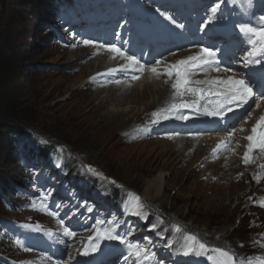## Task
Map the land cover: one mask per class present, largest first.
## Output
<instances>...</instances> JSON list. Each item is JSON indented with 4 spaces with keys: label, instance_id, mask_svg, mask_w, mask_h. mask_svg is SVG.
<instances>
[{
    "label": "rangeland",
    "instance_id": "rangeland-1",
    "mask_svg": "<svg viewBox=\"0 0 264 264\" xmlns=\"http://www.w3.org/2000/svg\"><path fill=\"white\" fill-rule=\"evenodd\" d=\"M52 1L55 4L47 6L46 0H0V55H18L11 58L14 62L7 65L8 69H2L0 75L10 77V82L2 85L0 97L1 252L6 251L16 258H32L33 255L45 258L32 255L31 250L26 254L16 250L14 244L31 239L29 232L22 234L24 226L19 225L21 222L30 226L43 223L47 229L59 234H63L64 227L72 231L77 228L80 233L79 243L83 249L89 245L90 237L93 238L92 244H95L96 230L103 227L77 226L73 212L82 214L81 216L89 215L98 225L100 222L106 223L110 216L115 222L127 218L129 230L126 234H119L126 243L115 247L121 264H137L130 255L128 244L147 248L149 255L152 254L148 258L150 264H166L158 257L154 258L158 252L157 246H160L159 249L164 246L160 242L164 241L165 236L158 231L162 230L160 224L165 222L172 224L175 243L183 242L178 249L180 251L189 243L187 237L191 235L199 237H196L199 242L206 240L213 243L229 255L234 251L231 248L234 244L243 246L246 250H255L257 254L254 257L264 252L257 245L258 238L264 240V211L261 202L257 203L256 209L243 211L250 202L249 197L256 198V190L258 196L264 195V176L259 182H249V185L239 178L237 182L240 184H236L233 175L225 173L226 168L224 170L206 164V157L199 161L198 167L196 163L199 157H194L188 150L182 156V151H176L174 145H165L168 141L174 144L175 141L171 143L173 137L140 141L137 136H131L132 128L142 138L143 129L154 128L163 123L161 118L158 123H154L153 113H161L168 91L160 98L158 107L130 123L132 115L143 111L157 100V96L144 104L135 105L131 103L130 96L122 93L121 88L101 86L98 89L100 84L109 85V81L116 85V81L120 83L124 76L118 75L105 78L106 80L91 79L98 70L99 63L103 62L101 58L106 48H100L101 56L95 60L98 55L91 51L96 47L94 44L81 43L78 50H71L61 49L54 43L53 33L45 31L44 27L42 29V20L56 6H59V10L64 7L56 5V0ZM95 1L99 3L98 0ZM144 2L154 6L157 0ZM107 3L112 12H119L117 9L122 8L121 0H108ZM84 4L89 6V0H79L77 3L78 7ZM94 5L93 2L91 6ZM116 69L118 71L120 68ZM134 71L131 70L125 80L133 81V76L137 74L142 76ZM152 81L156 80L148 83L151 84ZM135 88L129 89L128 93ZM131 108L134 112L130 116H126L124 112L123 115L117 113ZM2 118H7L11 123L9 125L13 127L23 128L21 131L26 132L24 134L28 135L35 146L30 147L28 142L18 144L13 149L9 135L2 131L7 125ZM244 132L247 134L248 131ZM44 147L49 150L56 148L50 154L53 156L51 161L43 157L41 151ZM164 149L171 152H164ZM60 155L65 156L66 160H75L77 164L74 165L80 167L79 176L64 180L67 184H63L61 188L58 183L63 179L55 168L60 163L63 166L59 160ZM89 168L93 171L90 172ZM211 172L213 174L210 177ZM234 174L241 176L238 172ZM87 176L96 177L93 181L100 185L91 190ZM158 180L163 184L159 195L152 188L153 182ZM41 181L46 182L43 189ZM78 182L81 188L76 185ZM260 183L263 184L259 186ZM70 188L74 193H68L67 189ZM112 188L116 194L113 199L118 204H122L128 194L132 195L128 197V210L125 213L122 212L121 205L118 207L110 201V197L106 198L107 191ZM84 192H88V195L83 194ZM125 193H128L127 197L124 196ZM136 196L143 205V218L132 214L134 207L130 206V202ZM49 198L61 199L60 202L70 200V205L79 209L72 210ZM92 200L94 206L98 205L102 212L91 210L88 205ZM48 204L51 205L50 208L47 207ZM20 205L23 207L20 208ZM142 221L146 222L142 224ZM152 224L156 225L154 230ZM177 226L181 228L179 233L175 231ZM5 229L16 232L10 241L3 235ZM36 240L37 238L33 243ZM109 242L100 241L98 248L110 246ZM159 253L169 257L168 251Z\"/></svg>",
    "mask_w": 264,
    "mask_h": 264
},
{
    "label": "snow or ice",
    "instance_id": "snow-or-ice-1",
    "mask_svg": "<svg viewBox=\"0 0 264 264\" xmlns=\"http://www.w3.org/2000/svg\"><path fill=\"white\" fill-rule=\"evenodd\" d=\"M221 4L216 3L211 7L210 12L211 16L208 17L207 22L203 25L204 28L208 24L213 23V20L216 17L218 10L220 9ZM163 15V13H162ZM168 20H171V17H165ZM264 20V17H261ZM182 27V25H178ZM239 32L247 38L248 42L252 45V50L248 51L247 56L244 57L245 66L259 64L260 60L254 59L256 48L259 46L261 53H264V25L262 26H252L251 24H240L238 25ZM85 45H92L93 42L85 40L83 42ZM99 48H106L107 51L114 54L113 58L117 56L128 62L127 67L133 68L135 71L143 73L146 69L144 65L140 64V61L137 60L134 56L128 55L121 48L116 45H98ZM161 61L156 62V66L149 69L154 75L159 76L161 74L166 75L169 79L174 78L172 83V89L174 91L175 97H182L185 94L191 93L192 95L198 97L199 99H205L208 95H214L221 97V102L216 104L215 109L208 110L204 109V114L209 116H219L223 118L225 112H231L235 108H240L243 105L248 104L249 100L255 95L253 92V87L249 81H246L242 78H235V76L227 77L225 79H206V80H194L192 77L199 72H216V73H228L232 71L229 67H221L220 61L216 57V53L209 48H201L199 54L189 56L186 59L180 60L175 64L168 65L166 70L161 73L159 71V65ZM117 72L116 68L108 70V73H101L100 75H111ZM95 79V78H94ZM134 80L140 79V76H133ZM119 83V81H116ZM200 85H207V88L199 87ZM260 98L264 99V93L260 94ZM254 107L259 108L260 104L254 101ZM181 108H193L200 110L198 102L194 103H173L170 106V109L164 110L163 119L171 118L170 114L178 112ZM251 116V108L245 112V116L242 117L243 120H247ZM154 123H158L161 117V113H153ZM186 119L187 117H179ZM251 135L247 136L248 148L244 154L243 160L247 165L254 161L253 153L259 150L260 153H264V116L260 117L257 124L251 129ZM225 146L222 142L221 145L217 146V150L220 147ZM216 151V150H214ZM264 169V164L260 165ZM90 172L93 171L91 168L88 169ZM255 179L259 182L261 179L260 176H255ZM112 183H115L113 181ZM264 206V203L261 204ZM43 207V206H42ZM133 215L143 218L142 208L143 205L140 202L138 196L134 197L133 201ZM46 210V209H43ZM153 230L156 225L153 224ZM176 232H181V228L177 226L175 228ZM51 235V234H49ZM63 235L69 238H75L76 233L68 227H64ZM92 239L89 238V245L85 247L84 251L81 253L84 256L89 255L92 252H95L99 243L102 240L107 241H119L121 244H125L126 241L124 237L115 233L110 229H97L96 230V243L92 244ZM187 241L189 242L186 245L185 250L182 252V255L189 256L192 254L203 255L208 251L206 244L199 242L195 236H188ZM19 243V242H17ZM130 250V255L133 256L137 264H142V262L149 258V252L147 248H142L138 244H128ZM212 251L218 252L220 257L226 258L225 260L218 261L217 264H234V258L230 256L227 252L220 249H212ZM154 255V254H153ZM212 259V257H209Z\"/></svg>",
    "mask_w": 264,
    "mask_h": 264
},
{
    "label": "bare ground",
    "instance_id": "bare-ground-1",
    "mask_svg": "<svg viewBox=\"0 0 264 264\" xmlns=\"http://www.w3.org/2000/svg\"><path fill=\"white\" fill-rule=\"evenodd\" d=\"M243 17V15L241 16V18ZM228 26H231L230 24H227ZM142 32L145 33V29H142ZM246 40V39H245ZM92 49V48H91ZM103 49V48H101ZM92 51H95L94 49H92ZM95 54V52H93ZM260 53V50H259V47L256 49V53L255 54H259ZM96 54L98 55L97 57H95V60L99 59L100 56H101V53L99 52H96ZM104 55H106V57H104ZM102 58L101 60H103V62H100L99 65L97 66L98 70L96 71V73H93V78H97V79H105V78H110V77H115V76H118V75H123L124 77H127L129 75V72H123L121 70H127V71H131L133 70V68H130V67H127L128 65V62L123 60L122 58L120 57H116V58H113L114 54L109 52V51H105L103 54H102ZM136 58V57H135ZM187 58V57H186ZM184 58V59H186ZM137 59V58H136ZM138 60V59H137ZM177 61V60H176ZM178 62V61H177ZM176 62V63H177ZM151 64V63H150ZM91 65V64H90ZM122 65V66H120ZM141 65H144L145 67L149 66V65H145V64H141ZM112 68H120L116 73L114 74H111V75H100L101 73H108V70L109 69H112ZM151 68H147L143 73H140L138 71H134V72H138L140 73L142 76L140 77V79L138 80H133L135 81L136 83L141 81L140 83H138L135 87V89H133L132 92H127L128 90H126L125 88H121V91L122 90H126V91H122L123 94H125L126 96H130V101L131 103L135 104V105H140V104H144L146 101H149L150 99L156 97L157 100L154 101L152 104H149L148 106L145 107V109L141 112H137L135 115H132V120L130 119L129 122L131 123L132 121H134V119L136 118L135 121H137L140 117H142L146 112L150 111L151 109H154L156 107H158L160 104H159V100L161 97H163V95H166L167 93V86L165 87V84L163 82V79H164V76L163 75H159V76H156L154 78H151L149 77V72ZM131 73V72H130ZM163 78V79H162ZM193 79V78H192ZM106 80V79H105ZM151 80H156V81H152L151 84H149L148 82ZM170 81H173L174 82V78L173 79H169ZM126 83H127V80H126ZM116 85H122V83H118ZM172 86V85H171ZM97 88V87H96ZM107 88V87H106ZM98 89H100V87H98ZM103 89H105V87H103ZM132 90V89H131ZM100 90H98L99 92ZM172 92L174 93L173 89H172ZM153 96V97H152ZM176 99H178V97H176ZM108 102V101H106ZM151 105V106H150ZM123 112L125 113L126 116H130L131 114H133V109L131 108L130 110H122V111H117V113H120V115H123ZM118 116V115H117ZM108 117V116H107ZM111 117V116H110ZM115 117V116H114ZM121 118V117H120ZM142 129V128H141ZM149 129V128H148ZM251 129L252 127L251 126H248V132L246 134V132H240V133H237V132H234L236 135L237 134H240L241 136H244V135H249L252 134L251 133ZM135 134V132H132ZM244 134V135H243ZM209 138H216L217 141H221L223 136H219V135H216V136H211ZM170 139V138H169ZM172 139V137H171ZM197 140V139H196ZM197 146V149H195L194 151V157H199V159H202L203 157H206L204 155L202 156H199L200 154H203V142H201L200 139H198V141H196ZM174 145L173 148L176 149V151L180 152V150L182 151L181 155L183 156V152H186V149L182 148L181 145L179 146L181 149H179L178 147V144H170L169 142H166L165 145ZM208 147H209V144H208ZM164 148V147H163ZM165 151L164 152H167L169 149H164ZM184 150V151H183ZM171 151L169 150V153ZM173 155V154H172ZM185 155V154H184ZM193 156V155H192ZM189 157V156H187ZM184 158H186V156H184ZM188 159V158H187ZM207 159V157H206ZM196 161V159H195ZM263 161V155H258L254 158V161L252 163V166L250 167V170H256V168L258 167L259 163ZM190 162V161H189ZM193 165V164H192ZM216 168H221V167H218L217 165H214ZM229 171V170H227ZM225 173L229 174V172H226L225 170ZM245 174V173H243ZM229 175H233V174H229ZM238 176V175H237ZM255 176H260L261 179H263L262 177L264 176V171L262 173H259V172H256V175ZM254 176V177H255ZM202 180V179H201ZM241 180L242 181H248V182H258L257 179L255 178H250L249 176L247 175H243L241 177ZM264 181V180H263ZM152 187V186H151ZM156 192L157 194L159 195L162 191V188H163V184H162V181L161 180H158V181H154L153 182V187H152ZM165 188V187H164ZM166 190V189H164ZM156 199V198H155ZM133 201H134V198L132 199V201L130 202V206H133ZM262 226V225H261ZM263 231V230H262ZM94 253V252H92ZM91 254V253H90Z\"/></svg>",
    "mask_w": 264,
    "mask_h": 264
},
{
    "label": "trees",
    "instance_id": "trees-1",
    "mask_svg": "<svg viewBox=\"0 0 264 264\" xmlns=\"http://www.w3.org/2000/svg\"><path fill=\"white\" fill-rule=\"evenodd\" d=\"M4 47H5V49H7L6 45ZM17 56L18 55L15 53H12L10 55V57H4L3 55H0V75L3 71L2 69H4V68L8 69L9 67L7 65H10L14 62V61H11V58H15ZM1 66H3V68ZM2 75L3 76H0V97L2 96L1 95L2 85H5V84L10 82V79H9L10 77L8 75L7 76L5 74H2ZM7 116H9V115H7ZM3 119L7 123V125H6V128L2 131H3V133H5V135H7V136L9 135V141H10L13 149H16L18 144H27L28 142L30 144V147L35 146V143L29 139L28 135L24 134L26 132L24 130H23V132L21 131V129H23V128L13 127V126L9 125L11 123H10V121H7L8 120L7 118H2L1 120H3ZM10 119H12V118H10ZM1 127H2V125H0V130H1ZM31 145H33V146H31ZM49 152H50V150L48 148H45V147L41 151L43 157H47L49 155ZM70 170H71V168H70ZM71 174H73L72 170H71ZM92 179H97V178L94 177ZM5 180H6V183H8L7 178ZM90 182L93 183L92 181H90ZM8 186H9V184H8ZM0 188H2V187L0 186Z\"/></svg>",
    "mask_w": 264,
    "mask_h": 264
}]
</instances>
